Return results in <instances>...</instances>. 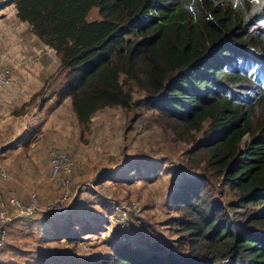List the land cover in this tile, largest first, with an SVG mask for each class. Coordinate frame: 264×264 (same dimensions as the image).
I'll list each match as a JSON object with an SVG mask.
<instances>
[{
    "label": "trees",
    "instance_id": "obj_1",
    "mask_svg": "<svg viewBox=\"0 0 264 264\" xmlns=\"http://www.w3.org/2000/svg\"><path fill=\"white\" fill-rule=\"evenodd\" d=\"M8 3L32 26L38 43L60 55L69 80L58 103L70 99L84 127L103 108H129L133 84L163 119L179 122L183 131H202L210 123L198 150L207 154V172L239 197L231 217L213 200L206 186L210 178L187 180L171 194V205L186 216L180 229L209 240L216 255L191 262L123 240L103 264H264V0ZM95 8L100 19L90 20ZM246 137L251 140L242 150ZM81 227L88 237L107 229ZM62 228L66 235L67 224ZM0 264L8 263L2 257Z\"/></svg>",
    "mask_w": 264,
    "mask_h": 264
},
{
    "label": "rangeland",
    "instance_id": "obj_2",
    "mask_svg": "<svg viewBox=\"0 0 264 264\" xmlns=\"http://www.w3.org/2000/svg\"><path fill=\"white\" fill-rule=\"evenodd\" d=\"M89 19H100L97 8ZM37 39L32 26L18 18L14 5L0 0V74L11 70L14 77V84L0 92V198L4 200L12 189L21 197L39 193L34 218L12 225L3 260L8 264H103L126 240L144 251L172 253L191 262L216 255L209 240L180 229L186 216L170 203L171 194L187 180L210 178L206 186L211 187L213 200L222 203L231 217L238 212L232 204L239 197L207 172V154L198 150L206 142L210 123L202 131L185 132L178 128L179 122L163 119L145 100L146 92L132 84L129 108H103L84 127L70 99L58 103L59 92L69 80L60 55ZM37 89L41 94L27 102L26 95ZM49 97L53 99L42 121L25 139L29 143L17 146L20 140L14 137L27 132L19 116L39 110ZM250 140L242 141V150ZM53 148L69 153L77 164L71 199L61 217L46 211L64 187L50 180ZM4 170L7 180L1 177ZM83 223L107 229L88 237L82 235ZM66 224L68 233L63 235Z\"/></svg>",
    "mask_w": 264,
    "mask_h": 264
},
{
    "label": "built area",
    "instance_id": "obj_3",
    "mask_svg": "<svg viewBox=\"0 0 264 264\" xmlns=\"http://www.w3.org/2000/svg\"><path fill=\"white\" fill-rule=\"evenodd\" d=\"M14 84V77L11 70L1 72L0 74V92L6 90ZM50 155V180L60 182L63 188L56 202L46 206V211L55 216H63L66 213V206L71 197V179L76 163L69 153L53 148ZM70 176V177H69ZM1 177L5 180L9 175L4 170ZM68 184V185H65ZM6 198H0V263L4 256L8 238L10 236L11 226L18 221L33 217L39 209V196L36 191L30 192L28 198L23 200L14 195L13 190H8Z\"/></svg>",
    "mask_w": 264,
    "mask_h": 264
},
{
    "label": "crops",
    "instance_id": "obj_4",
    "mask_svg": "<svg viewBox=\"0 0 264 264\" xmlns=\"http://www.w3.org/2000/svg\"><path fill=\"white\" fill-rule=\"evenodd\" d=\"M36 75V74H35ZM38 76V75H37ZM29 77V76H28ZM31 77V76H30ZM37 79V78H36ZM27 82H31L30 80H27ZM41 86V85H40ZM38 91L37 90H34V91H31V93L27 94V102L29 101V99L34 95L36 94ZM53 98H50L48 99V101L45 103V105H41L38 109L39 110H34V109H31L30 112H27L26 114L22 115V116H19L21 118V120L19 121V124L20 126L23 128V132L25 131L24 129L27 130L26 134L23 135V134H19L18 137H14L16 138V140H20L19 141V145L17 146H20V145H25V144H28L29 142H26L25 139H27V136H28V133H30V129H35L36 125H38V123L40 124V122L42 121V117H44V113H45V109H47L50 104H51V100ZM46 118H44L43 120H45ZM46 122V121H45ZM22 132V133H23ZM12 142V141H11ZM26 142V143H25Z\"/></svg>",
    "mask_w": 264,
    "mask_h": 264
}]
</instances>
